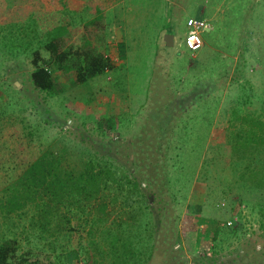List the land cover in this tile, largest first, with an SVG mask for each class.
Wrapping results in <instances>:
<instances>
[{
	"label": "rangeland",
	"instance_id": "obj_1",
	"mask_svg": "<svg viewBox=\"0 0 264 264\" xmlns=\"http://www.w3.org/2000/svg\"><path fill=\"white\" fill-rule=\"evenodd\" d=\"M52 1L0 0V190L44 151H51L73 174L81 170L90 152L128 170L135 165L132 146L142 141L140 130L146 129V138L152 137L149 131L155 118L165 117L158 112L165 113L166 104L173 101L178 109L183 94L181 105L186 107L173 121L176 132L169 140L175 147L170 150L171 171L165 184L178 196L171 204L177 207L179 220H171L169 203L162 201L159 213L142 219L152 228L144 245L149 241L158 245V264H264V191L249 184L238 186L234 167L214 163L209 173L216 181L210 185L215 189H221V182L227 185V203L234 202L230 219L223 210L202 209L209 187L185 179L201 166L207 146L225 144L241 127L247 128L244 117L264 121V0H133L125 23L119 7L131 5V0H105V46L113 67L82 83L54 68L56 87L49 94L32 84L29 53L52 24L44 11L62 16L61 4ZM77 2L91 9L89 0ZM70 16L79 24L86 12ZM189 16L205 17L211 23L201 33L203 46L196 50L184 44ZM35 19L36 23L30 22ZM118 22L122 26H116L114 34L111 27ZM166 31L174 34L171 46L164 42ZM117 36L123 59L118 57ZM220 189L212 197L215 201L221 199ZM112 205L109 202L108 208ZM51 207L29 202L7 217L0 214V242L10 239L11 264L44 255L48 264H109L108 234L95 236L101 255L89 243L88 225L82 218L72 216L68 222L57 208L46 212ZM113 209L99 231L116 227L119 207ZM226 219L229 227L222 224ZM221 226L226 227L220 236L223 248L214 254L213 237ZM133 230L137 235L139 230ZM74 248L78 252L71 253ZM206 256L211 260L206 261Z\"/></svg>",
	"mask_w": 264,
	"mask_h": 264
},
{
	"label": "trees",
	"instance_id": "obj_2",
	"mask_svg": "<svg viewBox=\"0 0 264 264\" xmlns=\"http://www.w3.org/2000/svg\"><path fill=\"white\" fill-rule=\"evenodd\" d=\"M75 1L76 5H72L70 0H53L52 4L54 2L55 5L61 4L58 10L62 16L58 18L54 16L55 11H44L45 18L48 21L52 20V24L46 28L42 41L29 53V61L32 64L30 79L39 91L49 94L55 91L56 84L52 75L54 68L71 74L77 83H82L113 67L105 46V0H89L91 6L89 10ZM75 11L86 12L85 19L79 24L73 23L70 16ZM30 22L36 23V19ZM184 96L180 95L178 109L173 101L166 104L163 109L165 113L158 112L165 117L163 120L155 118L156 123L149 131L152 137L146 138V135H149L146 129L140 130L143 134L142 141L135 142L132 146V152L136 155L133 157L135 165H129L128 170L117 166L111 159L97 157L94 152H90L81 170L73 174L60 165L58 158L51 151H44L0 190L3 193L0 197L1 216L7 217L29 202L36 205L40 202L48 206L52 205L46 212L57 208V212H63L68 222L72 216L82 218L83 223L88 225L86 235L90 239L89 243L97 252L100 253L102 250H99L100 244L95 236L99 235L102 238L104 233L108 234L111 254L109 264H158L161 258V254L157 251L158 245L151 244V241L147 246L144 245L145 234L147 232L152 234V228L149 227L147 219L145 221L142 219L149 218L153 213H159L161 202L166 201L169 203L171 214H168L171 220H179L175 213L177 207L171 204L175 203L178 196L165 184H169L167 175L171 171L169 160L173 155L170 150L175 147L170 146L169 139L176 132V125L173 122L175 115L182 112L181 108L186 107V104L181 105ZM168 100L170 97L164 105ZM243 121L246 122L247 128L241 127L225 144L207 146L201 166L185 176L188 184L199 180L206 183L207 188L209 187L202 202V209L205 208V211L209 212L223 210L230 219L234 217L232 212L234 202L227 203L225 196L227 185L223 186L221 182V189L217 188L220 189L222 201L221 199L218 201V198L215 201V198H212L218 195L217 189L210 185L212 180L216 181V178L209 173L214 163L222 161L224 166L234 167L237 174L234 181L238 186L249 184L255 189L264 191V121L251 117H244ZM153 130H155L154 135ZM232 153L236 154L235 158ZM160 190L164 191V197ZM109 202L113 204L111 208H108ZM222 202L224 204H221ZM114 206L119 207L117 211L119 221L116 227H101L99 231L100 223L110 218ZM122 212L125 213L124 218ZM230 219H226L222 224L225 225ZM119 225L123 227V232L128 237L122 234ZM225 226H221L213 237L211 251L214 254L220 253L219 248H223L219 243L221 234L225 232ZM134 227L139 230L137 235L133 230ZM10 242V239L0 242V264H11L8 254L13 249H10L12 245ZM78 246L81 248V243ZM78 250L74 248L71 253ZM47 256L26 257L24 264H48L45 260ZM205 258L208 261L212 257ZM95 261L98 262V259Z\"/></svg>",
	"mask_w": 264,
	"mask_h": 264
},
{
	"label": "built area",
	"instance_id": "obj_3",
	"mask_svg": "<svg viewBox=\"0 0 264 264\" xmlns=\"http://www.w3.org/2000/svg\"><path fill=\"white\" fill-rule=\"evenodd\" d=\"M187 30L184 36V44L190 50H196L202 46L201 32L211 27V23L201 17L189 16L186 19Z\"/></svg>",
	"mask_w": 264,
	"mask_h": 264
},
{
	"label": "crops",
	"instance_id": "obj_4",
	"mask_svg": "<svg viewBox=\"0 0 264 264\" xmlns=\"http://www.w3.org/2000/svg\"><path fill=\"white\" fill-rule=\"evenodd\" d=\"M132 1L133 0H131L130 1V4L131 5H125L124 6V8H123V4L119 7L120 9H121V11H122V17H120V18H122L123 19V21H124V23H125V17H127L128 16V13H129V11H131L132 10ZM119 2H121V0H119ZM122 3V2H121ZM121 15V14H120ZM195 17H200V16H195ZM119 18V17H118ZM201 18H205V17H201ZM206 19V18H205ZM119 24H114L111 28H113V33L114 34H116L117 32H118V28L116 27V26H118V27H121L122 25H121V23L120 22H118ZM126 26H128L127 24H125L124 25V29L126 28ZM162 29V28H161ZM202 33V32H201ZM201 37H202V34H201ZM115 40V42H116V45H117V50H118V57L119 58H122L121 56H120V45H121V40H119L118 39V36L114 39ZM119 40V41H118ZM202 42H203V38H202ZM202 46H203V43H202ZM131 51L132 50H130V51H128L127 52V54L129 53V54H131ZM123 59V58H122Z\"/></svg>",
	"mask_w": 264,
	"mask_h": 264
},
{
	"label": "water",
	"instance_id": "obj_5",
	"mask_svg": "<svg viewBox=\"0 0 264 264\" xmlns=\"http://www.w3.org/2000/svg\"><path fill=\"white\" fill-rule=\"evenodd\" d=\"M163 38H164V42H165V44H166L167 46H171V45H173V42H174V34H173V32H171V31H166V32L164 33Z\"/></svg>",
	"mask_w": 264,
	"mask_h": 264
}]
</instances>
